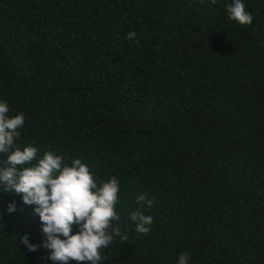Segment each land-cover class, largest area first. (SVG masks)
Here are the masks:
<instances>
[{
  "label": "trees",
  "instance_id": "trees-1",
  "mask_svg": "<svg viewBox=\"0 0 264 264\" xmlns=\"http://www.w3.org/2000/svg\"><path fill=\"white\" fill-rule=\"evenodd\" d=\"M231 2L0 0V99L25 114L16 143L120 182L129 238L105 264H177L182 253L264 264V0H243V26ZM137 208L153 217L147 235L128 219ZM40 229L0 189V264H51L19 245L25 234L39 244Z\"/></svg>",
  "mask_w": 264,
  "mask_h": 264
},
{
  "label": "clouds",
  "instance_id": "clouds-1",
  "mask_svg": "<svg viewBox=\"0 0 264 264\" xmlns=\"http://www.w3.org/2000/svg\"><path fill=\"white\" fill-rule=\"evenodd\" d=\"M226 12L230 20L242 26L252 24L253 16L243 0H232ZM135 38L134 32L127 36L128 40ZM9 113L8 103L0 99V189L20 196L21 203L38 217L43 235L41 242L34 244L25 234L19 245L29 252L47 250L51 264H105L103 253L117 240L129 238L115 214L120 182L115 177L98 181L80 158L66 161L56 152L45 150L41 154L34 145L17 144L25 114ZM136 203H146L150 208L153 201L142 194ZM16 210L15 201L8 204L9 214ZM128 219L135 233L147 235L151 231L153 217L139 208L133 209ZM190 260V254L182 253L177 264H190Z\"/></svg>",
  "mask_w": 264,
  "mask_h": 264
}]
</instances>
